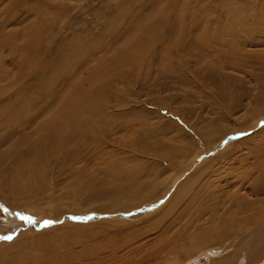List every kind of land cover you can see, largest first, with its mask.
<instances>
[{"label": "rangeland", "instance_id": "rangeland-1", "mask_svg": "<svg viewBox=\"0 0 264 264\" xmlns=\"http://www.w3.org/2000/svg\"><path fill=\"white\" fill-rule=\"evenodd\" d=\"M57 1L66 9L57 38L76 35L81 51L74 78L52 81L53 100L74 83L82 124L58 147L61 158L43 156L37 127L49 112L37 115L31 99L44 81L27 63L18 73L8 48L0 51V264H149L146 254L187 219L168 230L179 206L156 212L180 180L186 199L199 196L195 205L227 218V239L211 242L209 255L264 264V0ZM10 3L0 1L8 47L24 41L33 19L19 23L24 13ZM41 40L55 42L50 30ZM27 152L44 174L28 189ZM120 169L128 189L149 185L139 190L145 196L115 189ZM90 174L93 186L83 180ZM185 264L210 259L201 253Z\"/></svg>", "mask_w": 264, "mask_h": 264}, {"label": "bare ground", "instance_id": "bare-ground-1", "mask_svg": "<svg viewBox=\"0 0 264 264\" xmlns=\"http://www.w3.org/2000/svg\"><path fill=\"white\" fill-rule=\"evenodd\" d=\"M181 1H183V0H181ZM186 4L187 3H185V5ZM10 5L13 7L16 6L17 9H19V11L22 9V12L24 13V17L21 16L22 18L19 19V21H20L19 23H23V22L29 20L31 17H33V19L31 21H29L30 23L27 22V26H25V28L27 27V29L24 32L25 33L24 34V41L20 42V43H14V44L10 45V47H8V45L5 46V44L3 43V37L4 36L7 37L8 34L5 33L6 31L2 32L3 31L2 29L5 26H7L6 24H8V21L7 20L1 21L0 22V36L2 35L3 37L0 38V51L3 52L5 50H7L6 48H8V54L10 55V58L8 60L9 64L13 67L17 66L18 67V70H17L18 73H22L23 66H24V64L27 63L28 66L32 65L33 70H35L37 72L36 75L34 74V76L38 75L37 79L41 82L44 81L43 82L44 88H41L38 90L36 89L37 97H35L34 99H31L33 101V104L31 107L36 108V114L37 115H42L46 111L49 112V115L47 117H45L43 119V121H41V123L37 127V133L41 136V140L37 141V144H38L37 146L40 147L41 144L43 143V140H44L45 144L47 143V148L49 149V150H47V152L48 151L49 152L46 153L45 152L46 150H45L43 152V156H45V157H47V155L54 156L56 154V152L58 151V147L60 145L64 144L65 147H67V146H70L71 143L74 142V136L76 134L75 131L77 130L76 126H78V124H82V122H81V119L78 117L80 105L78 104V102H79L78 97L79 96H77L78 91H75L76 90V87L74 86L75 84L73 83V86H71V88L66 92V95L64 94L65 97L63 96L64 97L63 100H61V102L58 103L59 99H57V100L55 99L56 101L53 100L54 93H56L54 90L57 87L55 86V84L53 82V85L55 86V88H54V86L52 85V81L56 80L57 77H59L60 73L62 76L63 75L62 73L67 74V72H68L69 78L72 76L74 78L75 64H76L75 62H77L76 58H77L78 53L81 51V48L79 49V47L75 44L76 35H73L72 37L69 36L68 38H67V36L64 37L63 35H61L63 38H60V36H58V38H57V32L59 30L57 32H55L54 28L56 26H58L57 23L59 21L58 18L60 17V15H62L66 12V9L61 7V4L59 5L57 0H11ZM22 12H21V14H22ZM183 12H185V10ZM181 17H182V15H181ZM164 19H165V17H164ZM180 19H183V18H180ZM160 21H161V19H160ZM69 22H71V21H69ZM166 24H167V22H166ZM22 26H24V25H22ZM68 26H66V27L68 28ZM71 27H72V24H71ZM178 28H179V26L177 27V30H178ZM141 29H142V27H141ZM49 30H50L52 38H54L55 42H53L54 44L52 43L51 47L49 45H46L43 43H41V45H45V46H41L40 41L43 40V39L41 40L42 34L45 32H48ZM65 32H67V31L65 30ZM169 32H170V30H169ZM3 33H5V35H3ZM69 33H70V31H69ZM5 37H4V39H5ZM170 37H172V36H170ZM169 41H170V39H169ZM105 49H106V47H105ZM132 49H131V51H132ZM137 49H138V47H137ZM128 50H126V51H128ZM134 51H136V50H134ZM129 54L130 53L128 52L127 56H129ZM132 56L133 55H131L130 57H132ZM134 59H136V58L134 57L133 61H134ZM137 59H138V57H137ZM116 61H118V60H116ZM136 62H138V61H136ZM138 64L140 65V63H138ZM55 71L59 72V73H56L57 74V75L55 74L56 76L52 75L50 78H48L50 76V72H55ZM18 73H17V76H18ZM52 74H54V73H52ZM75 75H76V73H75ZM47 78H48V80H47ZM73 80H75V79H73ZM65 81H66V79H65ZM68 82H69V80H68ZM37 83H38V81H37ZM38 86H37V88H38ZM65 88L67 89V87H65ZM77 90H78V87H77ZM52 91H54V92L52 93ZM60 91L63 94V91L62 90H60ZM51 93L53 95H51ZM32 96H33V94H32ZM55 96H57V94ZM59 96H60V94H59ZM53 102H54V104H53ZM51 104H53V105H51ZM28 106H29V104H28ZM86 107L88 108L87 104H86ZM91 110H92V108H91ZM21 117H24V116H21ZM34 117H35V115L32 114L29 117V119H33ZM37 119H39V117ZM26 121H28V120H26ZM77 131H79V129ZM259 132H260V130H259ZM35 138H33V139H35ZM71 148L72 147H69V149H71ZM30 155H31V153L28 154V152H27L22 157L23 163L28 161L27 167L30 168V173H29L30 184H26V186H25L27 189L31 186V182H33V181L35 182L38 179V177H42V175L44 176V174L39 173L37 171V167L39 165L37 166V164L34 163L35 161L30 157ZM56 158H61V156L57 155ZM29 161H30V163H29ZM135 174H136V178H137L138 175L136 172H135ZM92 176H93L92 174H90V178H88V176H86L85 179H83L86 181V183L85 182L84 183L87 185L93 186V181L91 180ZM113 177L116 180L115 189H123V188L128 189V187L123 185L124 180L127 177L126 173H124L121 169L115 170ZM132 177L134 178V176H132ZM177 180L178 179H176V181ZM181 181H182V183L178 184ZM183 181L184 180H180L178 183L174 182V186H176V184H178V187L176 188L175 192L173 191L174 193L171 192L172 196L169 194L170 197L167 198V200L164 202L162 207H160V209L157 210L156 212L165 210L167 213V210L169 209V214L172 213L171 215H173V213H175V208H177L179 206V208H178L179 210L176 209L177 212L174 214L175 216L172 218V220L170 222H168V225L166 227L168 230H171V228L173 229V227L176 226L178 222L181 223L185 217H187V219H185L180 224V226L178 227V230H176V232L172 230L173 234H168V235L166 234L165 238L162 237L160 240H158L160 243H159L158 248L155 251L149 253L148 255L146 254L147 257L144 255L146 257V259L148 260V263L149 264H185L186 262L198 257L202 253V257L207 256V258L210 259V264H212L211 261L214 259H217V262L213 263V264H234L232 262L231 257H230L231 255L228 253H226V254L223 253L222 255L216 256V255H218L217 253H213V254L209 255L210 252H207L209 250L208 248H210V246H208V245H210L211 242L218 241L217 238L222 240V239H224V237L225 238L227 237V235H228L227 230H225V231H224V229L222 230L223 225L225 223H227V220H226L227 218H225L224 216L222 218L220 216H217L216 215V209L217 208L214 207L212 204H203V202H202L201 206L195 205V202L197 201V199H199V196H198V198L194 197L195 199L191 198L192 200L189 198L186 199V197H188V196H186V190H187L186 185H188L187 184L188 182H187V180H186V182H183ZM130 182H131V180H130ZM146 186H147V188H150L149 185H143V186L141 185L140 187L137 186L133 190H131L129 188L128 191L130 193H128V195H130V196L132 195L131 197H133V196H135L134 194H136L137 196H139V194H141V196L143 197L146 195V193H144L145 195H143V192L141 191L139 193V190L145 188ZM188 187H189V185H188ZM170 189L171 188L169 187L168 190H170ZM113 191H115V190L113 189ZM166 193H168V191ZM190 195H191V192H190ZM192 195H194V194H192ZM197 195H199V194H197ZM185 200H187L188 202H185ZM157 203H158V201H157ZM143 207L142 206L141 207L140 206H135V207L129 206V207H125L127 209H124V210L129 212V211L134 210V209H137V210L140 209V212H142L141 210ZM219 207L220 206H218V208ZM95 210L100 212V213H108L110 215L113 214L114 212L118 211V210L104 211V210H99L98 208ZM143 211H146V210H143ZM206 213H210V216L208 218H206L205 221L200 222L201 220L199 218H201V216L203 218V216ZM135 215H136V213H135ZM161 217H160V219H161ZM229 222L230 221H228V223ZM239 259H241V263H239V264H242V262L245 261V257L244 258L239 257Z\"/></svg>", "mask_w": 264, "mask_h": 264}, {"label": "snow or ice", "instance_id": "snow-or-ice-1", "mask_svg": "<svg viewBox=\"0 0 264 264\" xmlns=\"http://www.w3.org/2000/svg\"><path fill=\"white\" fill-rule=\"evenodd\" d=\"M21 218L23 219V217H21ZM74 219H78V218H75V217H74ZM29 222H31V221H29ZM8 238H10V237H5V239H8Z\"/></svg>", "mask_w": 264, "mask_h": 264}]
</instances>
